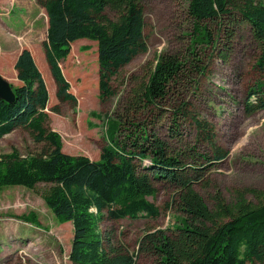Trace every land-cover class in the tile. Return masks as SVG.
I'll return each mask as SVG.
<instances>
[{
    "label": "trees",
    "instance_id": "16d2710c",
    "mask_svg": "<svg viewBox=\"0 0 264 264\" xmlns=\"http://www.w3.org/2000/svg\"><path fill=\"white\" fill-rule=\"evenodd\" d=\"M187 1L189 14L196 20L193 44L214 46L218 42L203 23L211 20L220 21L219 26L224 22L249 26L255 40L264 47V0ZM37 2L48 16L46 60L57 84L56 95L62 101L76 102L61 67L73 42L88 39L97 43L102 100L114 93L113 77L149 49L145 0ZM222 56L227 57L224 52ZM258 65L264 69V49ZM183 68L178 55L160 54L147 81L135 94L136 107L156 106ZM15 69L20 81L19 85L12 84L15 100L8 102L0 97V138L24 128L45 148L38 153L23 154L14 149L1 154L0 188L36 189L43 185L41 194L47 207L60 223L73 224L69 254L72 264H137L136 254L112 247L100 223L105 218L158 217L159 207L150 200L156 196V182H167L177 189L185 217L179 219L172 232L158 229L145 233L139 242L142 251L155 254L160 264L264 263V204L253 205L241 194L232 204L219 201L217 210L212 211L194 187L203 181L207 167L191 163L189 156L175 155L157 134L145 127L141 130L139 123L132 122L138 129L122 138V119L108 116L105 122L109 141L98 160L64 152L61 135L47 125L49 82L47 86L29 48L19 53ZM245 109L249 114L264 109L263 82L250 91ZM195 123L216 151L208 165L220 163L229 154L216 146L213 126L200 118ZM145 160L149 163L144 164ZM224 218L229 220L222 222ZM21 219L38 223L33 212L21 215Z\"/></svg>",
    "mask_w": 264,
    "mask_h": 264
},
{
    "label": "rangeland",
    "instance_id": "374dc122",
    "mask_svg": "<svg viewBox=\"0 0 264 264\" xmlns=\"http://www.w3.org/2000/svg\"><path fill=\"white\" fill-rule=\"evenodd\" d=\"M25 2L29 6L22 9L20 5L18 8L19 0H15L16 6L12 1L0 0V74L19 85L16 59L24 48L31 50L47 86L49 82L47 125L61 135L64 152L98 160L109 141L105 122L108 116L122 119V138L138 129L132 122L139 123L141 130L145 127L157 134L175 155L189 156L191 163L207 167L203 181L194 187L212 211L217 210L219 201L232 204L241 194L253 205L264 204V109L252 114L245 109L250 91L258 82L264 83V69L258 65L264 47L255 40L249 26L227 22L219 26L220 21H204L218 42L214 46L193 44L196 20L189 14L187 0H145L149 49L113 77L111 97H100L97 43L88 39L72 43L69 56L61 62L76 97V102H71L57 97V84L46 60V10L34 0ZM32 12L34 18L27 17L26 26L22 22L16 30L6 27L14 26L5 21L10 17L18 21L22 13ZM163 53L178 55L184 62L183 71L156 106L136 107L135 94ZM196 118L213 126L216 146L229 154L220 163L208 165L216 151L198 132ZM44 148L24 128L0 138V155L14 149L23 154L38 153ZM155 186L156 196L150 200L159 207L158 217L105 218L100 223L112 247L136 254L137 264H160L155 254L139 248L145 233L158 229L172 232L179 219L185 217L177 189L167 182H156ZM42 190L43 185L36 189L0 188V264H72L69 254L73 224L57 220ZM30 212L36 214L37 224L21 219Z\"/></svg>",
    "mask_w": 264,
    "mask_h": 264
},
{
    "label": "crops",
    "instance_id": "0c3cea01",
    "mask_svg": "<svg viewBox=\"0 0 264 264\" xmlns=\"http://www.w3.org/2000/svg\"><path fill=\"white\" fill-rule=\"evenodd\" d=\"M7 1H12V3L13 4H15V6L17 5L16 3H15V0H7ZM18 1V0H17ZM21 3V4H20ZM34 3L37 5V3L38 2H36V0H34ZM12 4V5H13ZM19 5H20V7H22V9L23 8H27L28 6H29V4H28V2H25V0H19V4H18V8H20L19 7ZM32 6H33V2H32ZM44 8V7H43ZM45 9V8H44ZM27 11V10H26ZM21 18L20 19H18V21H15L14 19L15 18H13V17H10V19H7V20H5V21H10V23L11 24H13L14 26H12L11 25V27L8 25H6L5 24V22H3V24H5L6 25V27H8V29H10V30H16V29H18V27H19V25H20V23H22V22H24V26H26V24L28 23V21H27V17H31V18H34V12H32L31 14H25V13H22L21 15ZM46 17H48L47 15H46ZM19 28H21V27H19Z\"/></svg>",
    "mask_w": 264,
    "mask_h": 264
},
{
    "label": "water",
    "instance_id": "95a60500",
    "mask_svg": "<svg viewBox=\"0 0 264 264\" xmlns=\"http://www.w3.org/2000/svg\"><path fill=\"white\" fill-rule=\"evenodd\" d=\"M0 97L13 102L15 100V92L12 88V84L0 74Z\"/></svg>",
    "mask_w": 264,
    "mask_h": 264
}]
</instances>
